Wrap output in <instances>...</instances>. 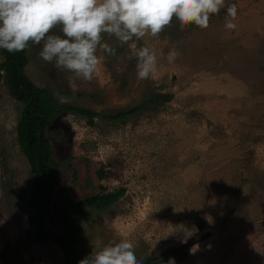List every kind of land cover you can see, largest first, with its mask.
I'll return each mask as SVG.
<instances>
[{
    "label": "rangeland",
    "instance_id": "obj_1",
    "mask_svg": "<svg viewBox=\"0 0 264 264\" xmlns=\"http://www.w3.org/2000/svg\"><path fill=\"white\" fill-rule=\"evenodd\" d=\"M233 3L235 29L225 28V8L207 29L192 24L181 31L174 19L158 38L136 41L156 52L155 79H138L128 45L107 34L103 43L112 51L98 49L103 62L91 81L42 60V45L29 46L26 74L59 105L103 115L171 96L124 120L97 116L89 125L87 116L65 112L47 128L60 163L43 218L48 229L64 231L56 217L63 194L79 202L125 188L112 205L87 207L91 250L92 241L127 238L142 264H264V0H226ZM173 48L180 56L169 64ZM24 106L2 82L0 264H62L56 243L27 239L37 212L29 203L34 174L19 141ZM170 251L187 255L162 256Z\"/></svg>",
    "mask_w": 264,
    "mask_h": 264
},
{
    "label": "clouds",
    "instance_id": "obj_2",
    "mask_svg": "<svg viewBox=\"0 0 264 264\" xmlns=\"http://www.w3.org/2000/svg\"><path fill=\"white\" fill-rule=\"evenodd\" d=\"M225 8V28L235 29L237 5H227L226 0H0V49L18 53L30 45H42V60L91 81L103 62L98 49L112 51L103 43L107 34L128 45L129 59L137 61L138 79H155L157 54L150 47H138L136 41L146 36L158 38L174 19L181 31L192 24L207 29L210 17ZM179 56L173 48L167 62L174 63ZM0 75L6 76L4 69L0 68ZM192 234L188 232L186 237ZM92 246L79 264H142L130 239L107 244L96 240ZM199 247L193 245L191 251Z\"/></svg>",
    "mask_w": 264,
    "mask_h": 264
},
{
    "label": "trees",
    "instance_id": "obj_3",
    "mask_svg": "<svg viewBox=\"0 0 264 264\" xmlns=\"http://www.w3.org/2000/svg\"><path fill=\"white\" fill-rule=\"evenodd\" d=\"M28 53V49L18 53H9L5 49H0V55L3 58L0 68L6 72V76L0 75V85L4 80L9 92L25 104L18 125L20 128L19 141L34 174L35 180L29 203L37 212L36 215L31 216L27 239L30 244L54 242L63 252L62 264H79L81 259L92 251L87 246L84 238V221L87 207L106 208L124 194L125 188H119L115 192L89 196L79 202L63 194L56 217L63 223L64 231L48 229L43 218L52 208L53 195L57 186L55 168L60 163L54 159L50 139L46 134L47 128L51 127L54 121L65 112L87 116L89 125H95V117L97 116L111 121L124 120L148 108L149 105L154 106L161 99L166 102L169 101L171 96L150 98L148 101L134 107L103 115L82 106L59 105L49 89L36 86L26 74L25 68L29 63ZM100 176H105L103 170L100 171ZM169 255L185 258L187 253L170 251L162 256ZM154 261V258H149L145 263L149 264Z\"/></svg>",
    "mask_w": 264,
    "mask_h": 264
}]
</instances>
